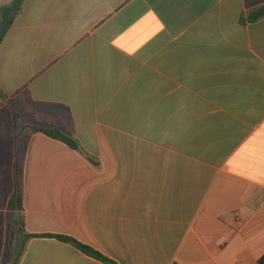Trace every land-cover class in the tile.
I'll return each instance as SVG.
<instances>
[{
	"label": "crops",
	"instance_id": "crops-1",
	"mask_svg": "<svg viewBox=\"0 0 264 264\" xmlns=\"http://www.w3.org/2000/svg\"><path fill=\"white\" fill-rule=\"evenodd\" d=\"M263 4L26 0L0 46V264L18 183V264H260Z\"/></svg>",
	"mask_w": 264,
	"mask_h": 264
},
{
	"label": "trees",
	"instance_id": "trees-1",
	"mask_svg": "<svg viewBox=\"0 0 264 264\" xmlns=\"http://www.w3.org/2000/svg\"><path fill=\"white\" fill-rule=\"evenodd\" d=\"M26 0H13L11 3L2 6L0 8V46L2 45L7 33L13 26L16 18L22 13L24 4ZM264 17V4L257 7L256 9L250 11L247 13L246 17H243V22H254ZM0 98L5 99L7 98L4 93L0 91ZM15 118L17 120V127L19 129V132L24 129V125H21L19 123V116L16 114ZM37 130L44 132L48 136L60 140L67 145H69L71 148L83 153V149L81 148L79 141L75 138L73 134H68L66 131H63L62 129H38ZM87 158L95 165H97V161L93 159L92 157L87 156ZM10 209L13 211L18 212L15 219V225H17L18 232L20 236L22 237L21 242L18 245V249L14 253H10V258L14 259L13 264H18L21 256L23 255L25 248H26V241L31 239L32 237H35V235H31L26 233L24 228V221L23 218L20 215L21 210L23 209V197L22 192L20 188V184H17V188L15 191V194L10 202ZM59 239L68 242L70 244H73L75 247H77L79 250L84 252L85 254L96 258L98 260H101L103 262H110L112 261L105 257L103 254L98 252L97 250L93 249L92 247L83 244L73 238L65 237V236H57ZM9 253V252H8ZM7 253V255H8ZM260 264H264V257L260 260Z\"/></svg>",
	"mask_w": 264,
	"mask_h": 264
},
{
	"label": "rangeland",
	"instance_id": "rangeland-1",
	"mask_svg": "<svg viewBox=\"0 0 264 264\" xmlns=\"http://www.w3.org/2000/svg\"><path fill=\"white\" fill-rule=\"evenodd\" d=\"M10 263L13 264L14 263V259L10 258Z\"/></svg>",
	"mask_w": 264,
	"mask_h": 264
}]
</instances>
